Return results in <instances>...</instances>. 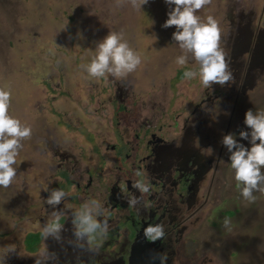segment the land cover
Listing matches in <instances>:
<instances>
[{"label":"rangeland","instance_id":"1","mask_svg":"<svg viewBox=\"0 0 264 264\" xmlns=\"http://www.w3.org/2000/svg\"><path fill=\"white\" fill-rule=\"evenodd\" d=\"M234 4L245 14L253 12V24L261 20L259 25L264 27V0H211L196 15L201 23L209 16L219 23L221 45L226 40V24L235 16L229 11ZM173 7L165 0H148L139 9L133 0H0V88L11 92L9 115L32 129L31 137L21 141L23 147L12 165L15 177L7 188L0 186V258L21 244L27 219L43 200L42 188L56 176L46 170L53 159L52 150L42 145L48 132L76 143L83 132H67L62 125L78 123L89 131L95 125L111 135L112 125L122 122L132 136L130 129L139 118H149L162 131H169L178 115H188L204 97L207 88L199 77V62L173 39L175 26L163 27ZM110 32L122 33L141 63L126 75L106 72L104 77H92L87 66ZM181 58L183 65L177 63ZM186 71L194 73V78H186ZM116 83L128 91L123 102L112 96ZM231 99L229 107L234 104ZM235 107L229 124L230 109L224 116L222 135L232 134L238 144L250 148L252 129L244 116L248 109L254 117L264 115V78L241 94ZM241 131L249 134L248 139H241ZM218 142L223 146L219 203L229 217L217 219L223 239L214 245L222 252L223 264H264V191L254 189V201L241 195L244 185L235 179L231 153L222 136ZM258 187L264 189V181ZM225 219L230 221L227 227ZM30 239L27 246L34 249L38 238ZM224 239L228 243L223 244Z\"/></svg>","mask_w":264,"mask_h":264},{"label":"flooded vegetation","instance_id":"2","mask_svg":"<svg viewBox=\"0 0 264 264\" xmlns=\"http://www.w3.org/2000/svg\"><path fill=\"white\" fill-rule=\"evenodd\" d=\"M229 11L235 16L226 24L221 49L234 79L223 87L212 84L188 115L175 118L169 131L139 118L130 129L132 136L122 122L110 128L112 138L104 128L93 125L89 131L78 123L62 125L67 132H83L76 143L46 134L42 145L53 157L46 170L56 176L42 188L43 200L28 217L21 244L7 251L1 264H162V255L163 264H223L214 245L223 239L217 219L229 217L219 203L223 146L218 140L223 138L224 116L230 109L229 124L249 80L256 84L264 78V63L251 65L257 43L264 40L261 20L254 25L253 12L245 14L236 4ZM115 86L112 96L123 102L128 91ZM118 107L126 111L124 105ZM61 190L60 202L48 204L52 193ZM84 217L99 226L85 232ZM57 222L59 229L45 236L44 230L54 229ZM156 224L164 226L165 237L153 242L145 229ZM30 237L38 238L34 249L27 246Z\"/></svg>","mask_w":264,"mask_h":264},{"label":"clouds","instance_id":"3","mask_svg":"<svg viewBox=\"0 0 264 264\" xmlns=\"http://www.w3.org/2000/svg\"><path fill=\"white\" fill-rule=\"evenodd\" d=\"M211 0H165L167 5H174L168 13V19L163 27L175 26L177 29L173 32V39L181 42V48H185L194 54L195 59L200 64L199 77L205 88L212 84L225 86L227 82L233 80L232 73L228 70L229 64L225 60L226 53L221 49V30L219 23L212 17L207 18L206 23H201L196 15L197 11L208 5ZM148 3V0H133V6L139 9L140 5ZM110 63L113 67H110ZM141 63L140 56L129 47L127 41L123 40L122 33L110 32L98 45L97 55L87 66V72L92 77H104L105 73H111L116 76L126 75L133 72ZM183 65V58L177 61ZM186 78L192 79L195 74L185 72ZM11 92L0 88V186L7 188L16 175V170L12 167L16 163L19 150L23 147L21 141L30 138L32 129L30 126H24L20 120L12 117L8 113L10 107ZM244 123L252 129L251 147L246 148L238 144L232 134L223 136V144L227 146L231 153L229 160L231 167L235 170V179L242 183L241 195L254 201L253 190L264 191L258 187L264 176L261 175V168L264 167V115L253 116L252 110L245 112ZM241 139H248V133L241 131ZM259 141V143H257ZM237 148L233 151V148ZM143 192L148 188L142 184H136ZM63 191H54L48 204H58ZM132 203H135L133 201ZM82 224L87 225L85 232L94 231L99 225L91 219L84 217ZM230 221L225 219L224 225L227 227ZM60 225L54 226V229H45L44 235L47 236L50 231L59 229ZM81 233H77L80 235ZM145 236L155 242L157 239L165 237V230L162 224L155 226L149 225L145 229ZM166 260V256H161V261ZM36 264H40L37 260Z\"/></svg>","mask_w":264,"mask_h":264},{"label":"water","instance_id":"4","mask_svg":"<svg viewBox=\"0 0 264 264\" xmlns=\"http://www.w3.org/2000/svg\"><path fill=\"white\" fill-rule=\"evenodd\" d=\"M238 40V39H237ZM241 42L240 40H238ZM264 63V40H260L255 48L253 59H252V67L261 66ZM255 86V81L253 79L249 80L247 87L248 89H252Z\"/></svg>","mask_w":264,"mask_h":264}]
</instances>
